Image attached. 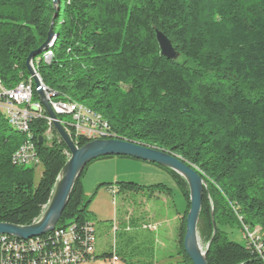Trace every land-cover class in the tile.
<instances>
[{
    "label": "trees",
    "instance_id": "16d2710c",
    "mask_svg": "<svg viewBox=\"0 0 264 264\" xmlns=\"http://www.w3.org/2000/svg\"><path fill=\"white\" fill-rule=\"evenodd\" d=\"M52 25V60L44 62L45 52L33 66L55 100L77 102L101 115L111 139L168 153L197 170L206 185L198 232L205 248L211 243L208 264H264L245 237V244L230 237L246 227L264 239V0H59L57 5L55 0H0L5 90L29 82L27 60L47 41ZM157 31L171 41L177 60L162 56ZM34 100H39L35 88ZM47 129L42 119L31 124L43 162L36 183L34 168L12 161L26 136L0 112V223L33 225L51 201L70 154L54 129V139H46ZM74 140L80 147L89 143ZM87 168L57 227H74L78 247L85 229L94 228L95 253L87 262L116 258L124 264H152L147 232H154L142 214L103 225L114 232V243L120 238L119 247L98 252L100 221L89 212L95 195L88 197L82 184ZM162 169L187 200L177 227V256L192 264L184 248L189 186L177 173ZM100 187L114 196L146 193L151 199L172 193L162 184ZM114 223L116 231L111 230ZM40 239L54 244V232ZM135 256L139 261H133ZM3 257L0 244V262Z\"/></svg>",
    "mask_w": 264,
    "mask_h": 264
},
{
    "label": "built area",
    "instance_id": "2783aa9c",
    "mask_svg": "<svg viewBox=\"0 0 264 264\" xmlns=\"http://www.w3.org/2000/svg\"><path fill=\"white\" fill-rule=\"evenodd\" d=\"M52 57L53 53L49 50L44 54L43 60L50 63ZM39 79L41 81L40 77ZM34 88L32 78L29 82L20 83L10 90H5L0 80V112L6 116L11 127L26 136L24 143L13 155L12 161L17 166L32 167L37 170L43 168V162L37 150V140H34L31 132V124L35 120L42 119L47 124L48 133H51L54 128L40 100H34ZM44 91L58 120L78 147L80 146L74 138H83L89 142L110 139V127L101 115L77 102L56 101V94L45 85ZM65 117L68 120H64ZM45 136L50 141L47 132ZM150 229L156 228L150 227ZM113 230H118L117 223H114ZM52 232H54V244L40 239L41 236L29 240L11 237L14 239L9 241L6 240V236H0V244L5 254L0 264H83L87 262L88 255L95 253L96 238L92 226L85 229V238L79 243L82 247L76 245L77 237L74 227H57ZM243 234L264 260V239L246 227L243 228ZM114 262H118V259L115 258Z\"/></svg>",
    "mask_w": 264,
    "mask_h": 264
},
{
    "label": "water",
    "instance_id": "95a60500",
    "mask_svg": "<svg viewBox=\"0 0 264 264\" xmlns=\"http://www.w3.org/2000/svg\"><path fill=\"white\" fill-rule=\"evenodd\" d=\"M59 0H55L57 5ZM157 42L162 56L168 60H177L179 53L173 47L171 41L157 31ZM56 38L54 26L50 27L47 41L35 52H32L27 60V69L34 81L39 100L52 120L53 128L59 138L67 147L70 158L62 169L58 182L41 219L30 226H17L0 223V236H10L20 240H29L46 235L54 231L60 222L62 215L69 203L76 182L92 162L105 157H125L148 162L169 169L180 175L188 184L190 190V211L186 220V234L184 248L192 264H208L207 251L211 243L204 250L200 243L198 224L202 211L204 190L206 185L191 165L168 153L123 141L120 139H103L87 143L78 147L71 139L65 128L54 113L49 99L44 91V85L33 66L35 58L48 52ZM43 144V138H39V145Z\"/></svg>",
    "mask_w": 264,
    "mask_h": 264
},
{
    "label": "rangeland",
    "instance_id": "374dc122",
    "mask_svg": "<svg viewBox=\"0 0 264 264\" xmlns=\"http://www.w3.org/2000/svg\"><path fill=\"white\" fill-rule=\"evenodd\" d=\"M64 120H68V118L65 117ZM47 136L50 137V140L55 137L48 131ZM35 171V182L38 183L43 168ZM116 182L134 183L145 187L162 184L171 189L172 193L171 195H156L150 199L146 193H119L114 196L111 190L107 189L108 187H100L103 183L114 184ZM82 184L83 190L88 197L95 195L93 202L90 204L89 212L93 213L97 220L100 221L98 224L99 241L97 247L99 253L111 250L114 245H117L118 239H120L119 237L115 238L114 243L112 235L114 232L112 231V234L108 233L103 225H107L111 221L118 223L131 216V214L140 217L141 214L143 216V213L146 212L149 215L148 217L151 218L142 217L145 220V224L156 228L152 230L154 232L152 234L147 232V237L149 238L147 247L149 251L146 255H152L153 252L154 261L152 264H184L182 258L177 256L176 238L178 217L180 218L185 213L187 200L168 172L148 162L114 157L91 163L82 177ZM69 223L71 221H68L67 225ZM230 237L232 241L245 244L241 231H235ZM200 243L205 250L206 245L201 238ZM117 247H119V243ZM133 261H139L138 257H133ZM149 262L147 261V263ZM83 264L111 263L109 260L99 259ZM121 264L124 263L121 262Z\"/></svg>",
    "mask_w": 264,
    "mask_h": 264
},
{
    "label": "crops",
    "instance_id": "0c3cea01",
    "mask_svg": "<svg viewBox=\"0 0 264 264\" xmlns=\"http://www.w3.org/2000/svg\"><path fill=\"white\" fill-rule=\"evenodd\" d=\"M119 159H124V158H119ZM143 214H144V215L142 216L143 218H144V217L147 218V219L149 218V217H148L149 215H147L146 212H144ZM95 217H96V216H95ZM96 218H97V217H96ZM150 218H151V217H150ZM150 218H149V219H150ZM176 218H177V217H176ZM178 219H179V217H178ZM109 262H110L111 264H121L120 261H118V262H111V261H109Z\"/></svg>",
    "mask_w": 264,
    "mask_h": 264
}]
</instances>
